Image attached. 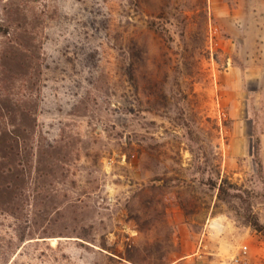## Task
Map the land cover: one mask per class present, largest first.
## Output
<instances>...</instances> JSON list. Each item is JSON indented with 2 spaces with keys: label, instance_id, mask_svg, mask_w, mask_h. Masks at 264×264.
Here are the masks:
<instances>
[{
  "label": "rangeland",
  "instance_id": "rangeland-1",
  "mask_svg": "<svg viewBox=\"0 0 264 264\" xmlns=\"http://www.w3.org/2000/svg\"><path fill=\"white\" fill-rule=\"evenodd\" d=\"M253 10L0 0V264H264Z\"/></svg>",
  "mask_w": 264,
  "mask_h": 264
},
{
  "label": "crops",
  "instance_id": "crops-1",
  "mask_svg": "<svg viewBox=\"0 0 264 264\" xmlns=\"http://www.w3.org/2000/svg\"><path fill=\"white\" fill-rule=\"evenodd\" d=\"M252 12H253V18H255V21L251 26H249L250 27V33H251L250 40H251L252 46L255 47V51L259 53V56L256 59L260 60V57H262V50L264 49V28H263V25L260 24L256 20H258V17H260V15L262 14V10H257V11L253 10ZM263 13H264V11H263ZM242 27L247 29L248 25L244 22L242 24ZM229 40H231L233 42V39L230 38ZM243 40L244 39L242 38L241 42H243ZM234 45H236V44H234ZM225 73L228 75V77L229 76L239 77V78L245 79L246 82L250 81L251 77H257V83H260V79L264 75L263 70H255L253 68L240 69L238 67H233L231 69L229 68L228 71H226Z\"/></svg>",
  "mask_w": 264,
  "mask_h": 264
},
{
  "label": "trees",
  "instance_id": "trees-1",
  "mask_svg": "<svg viewBox=\"0 0 264 264\" xmlns=\"http://www.w3.org/2000/svg\"><path fill=\"white\" fill-rule=\"evenodd\" d=\"M13 134L15 135V132H13ZM16 138L18 139H22V136L20 135H15ZM14 138H9L7 136L2 137L1 142L7 147L8 151H6V148H4V155L3 157L5 159H7L9 157V153L10 151H14L15 149V141L17 142V140H15ZM15 140V141H14ZM12 141V142H11ZM22 174V173H21ZM236 189L235 186H233L232 184L229 183L228 180H223L220 187H219V193H218V198L219 199H225L226 197H230V193H229V189ZM249 219V222L257 229V230H261V226L259 224L258 221L254 220H250L251 216L248 215L247 216Z\"/></svg>",
  "mask_w": 264,
  "mask_h": 264
}]
</instances>
